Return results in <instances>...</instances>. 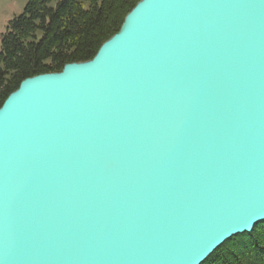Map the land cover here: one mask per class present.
Returning <instances> with one entry per match:
<instances>
[{"label": "water", "instance_id": "1", "mask_svg": "<svg viewBox=\"0 0 264 264\" xmlns=\"http://www.w3.org/2000/svg\"><path fill=\"white\" fill-rule=\"evenodd\" d=\"M262 222L264 0H140L0 107V264H202Z\"/></svg>", "mask_w": 264, "mask_h": 264}, {"label": "trees", "instance_id": "2", "mask_svg": "<svg viewBox=\"0 0 264 264\" xmlns=\"http://www.w3.org/2000/svg\"><path fill=\"white\" fill-rule=\"evenodd\" d=\"M140 0H29L8 23L0 51V107L25 79L91 60ZM202 264H264V222Z\"/></svg>", "mask_w": 264, "mask_h": 264}, {"label": "rangeland", "instance_id": "3", "mask_svg": "<svg viewBox=\"0 0 264 264\" xmlns=\"http://www.w3.org/2000/svg\"><path fill=\"white\" fill-rule=\"evenodd\" d=\"M29 0H0V51L1 40L8 23L21 15Z\"/></svg>", "mask_w": 264, "mask_h": 264}]
</instances>
